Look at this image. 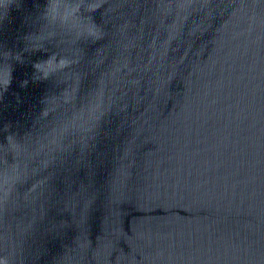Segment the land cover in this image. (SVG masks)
<instances>
[{"label":"water","instance_id":"obj_1","mask_svg":"<svg viewBox=\"0 0 264 264\" xmlns=\"http://www.w3.org/2000/svg\"><path fill=\"white\" fill-rule=\"evenodd\" d=\"M0 264H264V0H0Z\"/></svg>","mask_w":264,"mask_h":264}]
</instances>
